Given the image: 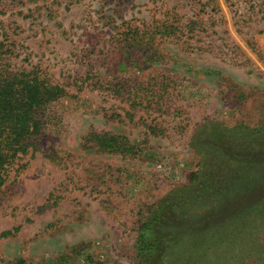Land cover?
I'll return each mask as SVG.
<instances>
[{
	"label": "rangeland",
	"instance_id": "rangeland-1",
	"mask_svg": "<svg viewBox=\"0 0 264 264\" xmlns=\"http://www.w3.org/2000/svg\"><path fill=\"white\" fill-rule=\"evenodd\" d=\"M162 19L194 22V30L156 42L161 53L148 63L123 65L121 24ZM0 42L9 63L37 67L67 91L51 106L38 151L0 187V231L17 228L0 239V264H64L56 258L65 253L81 264L87 254L135 264L137 221L194 169L196 123L233 119L238 108L252 120L264 110V0H0ZM114 76L128 79L131 96L142 81L159 90L172 81L168 96L142 90L141 107H131L108 84ZM126 110L132 118L106 117ZM90 131L124 133L151 153L85 149ZM251 234L242 239L256 238L246 248L257 252L264 223Z\"/></svg>",
	"mask_w": 264,
	"mask_h": 264
},
{
	"label": "trees",
	"instance_id": "trees-1",
	"mask_svg": "<svg viewBox=\"0 0 264 264\" xmlns=\"http://www.w3.org/2000/svg\"><path fill=\"white\" fill-rule=\"evenodd\" d=\"M193 23L179 26L162 19L121 24L124 28L120 41L129 50L123 65L138 66L152 61L161 53L156 42L177 38L185 29L193 32ZM3 47L0 42V187L11 168L24 166L20 160L29 152L33 155L38 151L37 140L44 132L51 106L67 95L63 85L52 82L37 67L27 69L9 63L5 54L10 50ZM113 79L115 83L108 82L114 86L112 91L131 97V107H141L146 99L144 91L158 98L168 96L172 81L165 79L160 90L149 81L143 87L142 81L131 96L127 78ZM155 104L159 111L164 110L158 101ZM263 111L251 120L247 119L246 110L238 108L233 119L205 118L196 123L188 138L194 153V169L187 182L172 186L137 221L132 244L135 264H246L254 257V264H264V241L254 252L246 248L254 237L242 239L252 235L253 226L264 223ZM115 116L124 120L133 114L130 110L124 115L106 114L108 119ZM145 126L151 134H157L154 126ZM84 141L85 149L122 157H141L152 149L139 146L121 132L90 131ZM254 207L259 208L256 211ZM214 212L218 214L214 216ZM240 223L245 226L235 228ZM16 229L0 231V239ZM60 260L64 264H81L69 253L56 258V263ZM83 263L120 264L95 259L90 254Z\"/></svg>",
	"mask_w": 264,
	"mask_h": 264
}]
</instances>
